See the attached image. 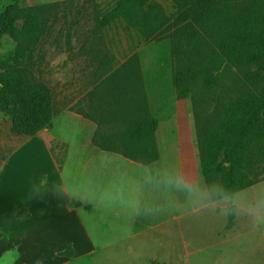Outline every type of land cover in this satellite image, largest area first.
Here are the masks:
<instances>
[{"label":"crops","instance_id":"0c3cea01","mask_svg":"<svg viewBox=\"0 0 264 264\" xmlns=\"http://www.w3.org/2000/svg\"><path fill=\"white\" fill-rule=\"evenodd\" d=\"M97 20L95 16V34ZM109 29L114 42L98 49L94 71L99 79L88 90L62 81L55 100L52 84L45 83L53 93L50 127L33 137L13 133L14 106L0 105V264H73L93 253L102 264L106 258H101V249L126 250L124 264H180L173 256H179L180 239L197 232V222L208 227L210 237L204 241L217 243L227 255L222 264H264V228L257 225L259 220L233 210L239 204L234 196L240 192L218 201L209 197L193 137L188 135L194 136L193 127L185 118L187 112L180 111L185 99H177L172 84V59L157 62L164 70L149 73L144 64L148 44L120 21ZM95 34H90L92 40ZM79 50L72 53L79 57ZM134 54L151 114L158 119L159 159L150 165L95 144L97 123L74 110L105 115L109 103L102 96L107 91L102 81ZM136 77V66L130 64L115 81L131 97ZM161 77L164 84H172L167 94L177 112L162 102ZM180 119L184 122L173 125ZM114 125H104L102 133ZM215 223L221 226L213 236ZM225 248L232 251L228 254ZM69 249L71 254L64 253ZM163 249L167 253L160 257Z\"/></svg>","mask_w":264,"mask_h":264},{"label":"trees","instance_id":"16d2710c","mask_svg":"<svg viewBox=\"0 0 264 264\" xmlns=\"http://www.w3.org/2000/svg\"><path fill=\"white\" fill-rule=\"evenodd\" d=\"M170 2L175 11L167 16L154 0H100L98 28L120 21L144 44L170 41L177 99H187L199 88L214 101L199 151L209 197L231 198L264 174V0ZM48 14L47 4L21 6L0 0V41L6 37L14 44L10 55L0 57V105L14 106L11 131L27 137L50 127L53 118V93L29 69L47 33ZM130 64L138 76L132 80L131 97L115 81ZM102 83L107 88L102 96L109 103L105 115L74 109L97 123L93 142L142 165L158 161V119L146 99L138 56ZM111 123L115 125L102 133Z\"/></svg>","mask_w":264,"mask_h":264},{"label":"rangeland","instance_id":"374dc122","mask_svg":"<svg viewBox=\"0 0 264 264\" xmlns=\"http://www.w3.org/2000/svg\"><path fill=\"white\" fill-rule=\"evenodd\" d=\"M21 6H33L38 4L48 3L50 7V14L45 20L47 33L45 37L39 42L37 50L32 58L29 69L37 81L46 84H52L55 100L58 97V86L62 81L71 83H79L81 89L88 90L92 86L93 80L96 78L94 67L97 64L98 49H103L102 46H108L114 42L113 30H106L101 32L97 25L96 34L93 33L96 23L100 0H13ZM160 4L167 16L174 13V7L170 0H154ZM97 2V3H96ZM96 4V5H95ZM94 6V9H93ZM95 34L92 40L90 34ZM105 33V34H104ZM87 34V37L85 35ZM103 34V35H102ZM76 37V38H75ZM101 45L99 48L98 46ZM14 44L10 39L3 38L0 41V57L4 58L11 54ZM79 48V57H76L72 51ZM147 51L144 57V64L149 73L155 70H164L163 66H158L157 62L171 63L170 50L171 44L169 40H164L158 43H150L146 45ZM78 59L77 62H75ZM164 93L162 102L168 104L173 112H177L175 101H173L167 93L173 90L171 82L164 84L163 77H161ZM185 105V106H184ZM214 110V101L210 96L204 94L197 88L192 95H190L185 102L181 103V113H186L185 117L192 125L193 134H188L190 139L193 137V149L196 159L199 160L200 143L202 141L205 131L208 129L212 114ZM176 122H184V119L174 120ZM174 127V126H173ZM175 128V127H174ZM172 129L176 135L175 129ZM187 137V136H186ZM239 197V198H238ZM238 198L241 203H264V174L258 178L254 185L247 188L240 193L235 194L234 199ZM232 217L229 211L228 224ZM238 221L241 220L239 216ZM258 226L264 228V220H259ZM221 224H212L213 236L220 228ZM196 233L190 237L181 238V245L177 249L179 256L175 253L173 256L174 262L176 259L180 264H222V258L227 255H222V248L213 241H204L206 237H210L208 227L204 224L196 223ZM221 235L223 233L221 232ZM194 237V238H193ZM206 247V248H204ZM101 258H106L102 264H109L111 261L123 263L129 257L124 249H101ZM66 250L64 253L69 252ZM232 251L231 248H225L224 252L228 254ZM167 251L160 250L159 256H165ZM62 254V253H61ZM67 254H71V251ZM113 254V255H112ZM163 254V255H162ZM101 264V259L95 253L85 255L80 258V261L73 264ZM113 264V263H112ZM124 264V263H123Z\"/></svg>","mask_w":264,"mask_h":264},{"label":"clouds","instance_id":"9594fccd","mask_svg":"<svg viewBox=\"0 0 264 264\" xmlns=\"http://www.w3.org/2000/svg\"><path fill=\"white\" fill-rule=\"evenodd\" d=\"M233 210L256 221L264 220V203H241L239 206L233 205Z\"/></svg>","mask_w":264,"mask_h":264}]
</instances>
